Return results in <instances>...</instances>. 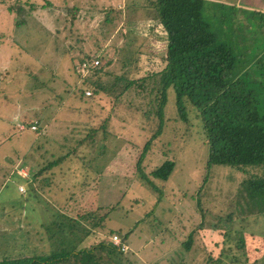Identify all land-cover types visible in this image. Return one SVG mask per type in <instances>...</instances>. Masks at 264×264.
<instances>
[{
  "label": "rangeland",
  "instance_id": "obj_1",
  "mask_svg": "<svg viewBox=\"0 0 264 264\" xmlns=\"http://www.w3.org/2000/svg\"><path fill=\"white\" fill-rule=\"evenodd\" d=\"M151 1L0 0V260L49 254L63 239L76 242L67 225L75 224L77 210L101 220L105 231L97 229L98 240L120 232L115 235L125 237L138 264H264V209L239 193L245 178H264V165L208 167L195 111L187 106L178 113L173 89L162 119L141 109L152 107L148 95L111 98L123 92L122 82L112 85L127 71L119 66L103 75V94L80 91L81 80H97L82 71L80 60L101 46L99 67L106 62L101 53L122 59L128 43L139 60L138 79L157 70L164 43L143 37ZM204 1L211 29L249 64L242 69L256 62L259 68L264 2ZM115 10L122 11L120 19L110 14ZM61 155H73L62 163L71 170L59 179L53 173L62 167L46 168L37 176L45 184L34 192L33 175ZM167 160L174 170L167 181L154 180V188L136 173L138 161L148 175Z\"/></svg>",
  "mask_w": 264,
  "mask_h": 264
},
{
  "label": "trees",
  "instance_id": "obj_2",
  "mask_svg": "<svg viewBox=\"0 0 264 264\" xmlns=\"http://www.w3.org/2000/svg\"><path fill=\"white\" fill-rule=\"evenodd\" d=\"M147 7V10L151 11L152 20L149 24L147 21L144 22L145 27H148L146 24L149 25L147 29L149 35L143 34V37L152 36L164 43L158 54L157 70L149 71L138 79L133 72L135 68L138 70L139 60L135 59L136 55L127 43L122 50L123 53L125 51L122 59L114 60L113 56L106 52L99 53L106 62L90 70L95 73L97 80L91 82L90 76L81 80L82 94L85 96L87 88L94 90L95 95L96 92L103 94L101 84L103 75L110 77L113 75L109 72L111 67L119 66L127 71L116 76L117 79L112 85L114 86L118 80L123 83L124 88L123 92H117L111 98L119 99L124 93L139 97L142 94L148 95L152 107L141 109L145 114L152 113L162 119L169 90L173 89L176 93L178 113L182 115L187 106L195 111L201 121L202 133L209 149L208 167L221 165L240 168L264 165V60L259 68L255 69L254 65L257 66L258 62L252 64L248 59L252 65L249 69L243 70L241 66H245L246 69L249 64L240 61L239 55L229 44L219 39L218 34L211 29L210 23L205 19L204 0H152ZM109 13L106 17L107 21ZM110 14L117 20L120 19L122 11L115 10ZM110 22H113V27H118L114 20ZM129 24L128 20L127 26ZM134 29L131 30L135 31ZM126 31L127 29L122 28L120 32L125 34ZM96 55L84 56L80 60L81 64H92L97 59ZM119 103L121 102H114V104ZM129 107L139 109L131 104ZM29 126L33 125L29 123ZM24 130H26L25 126L20 131ZM152 142L149 140L145 151L150 150ZM72 157L73 155H61L49 161L47 165L44 164V168L38 170L30 180L33 191L40 190L45 184L37 180L39 174L46 171V168L61 170L62 163ZM142 164L143 161L137 162L136 173L152 188L155 187L154 180L167 181L175 167L174 161L167 160L147 175L144 174ZM62 169L54 172L53 176L60 179L65 173L64 170H71L67 167ZM21 179L28 180L25 177ZM82 185L86 186L85 181ZM239 193L243 194L247 201L255 202L264 209V178L257 176L245 178L241 182ZM73 213L75 218H71V221L75 224H68L67 227H70V234L73 235L69 237L78 236L76 242L70 243L67 240L63 243L62 238V244L59 247L53 246L49 254L4 259L0 260V264H138L133 256L131 257L130 248L127 252H122L111 240L107 238L98 240L96 231L100 228L104 230V227L100 223L101 220L93 218V213L77 210ZM116 233L120 232L107 231L106 236L112 237ZM51 238L53 239V236ZM84 240H87L86 245H83ZM121 240L126 244L125 237ZM191 244L192 237L181 247L188 250Z\"/></svg>",
  "mask_w": 264,
  "mask_h": 264
},
{
  "label": "built area",
  "instance_id": "obj_3",
  "mask_svg": "<svg viewBox=\"0 0 264 264\" xmlns=\"http://www.w3.org/2000/svg\"><path fill=\"white\" fill-rule=\"evenodd\" d=\"M99 64H100L99 60H94L92 64H88V63L81 64L82 65L81 68L83 72L88 73L92 68L97 67ZM35 128H36L35 126L31 127V129L33 130H35ZM20 190L24 191V187L22 186ZM111 241L114 245L118 246L122 252H127L129 250V247L126 244H124L117 235L112 236Z\"/></svg>",
  "mask_w": 264,
  "mask_h": 264
},
{
  "label": "crops",
  "instance_id": "obj_4",
  "mask_svg": "<svg viewBox=\"0 0 264 264\" xmlns=\"http://www.w3.org/2000/svg\"><path fill=\"white\" fill-rule=\"evenodd\" d=\"M264 2V0H262ZM257 3V0H235L233 1V4L238 6V5H242V6H255V4ZM241 7V6H238Z\"/></svg>",
  "mask_w": 264,
  "mask_h": 264
}]
</instances>
